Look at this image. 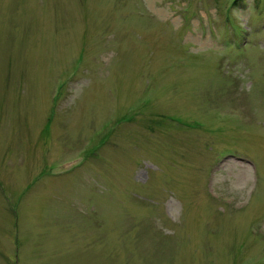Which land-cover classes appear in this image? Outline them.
Masks as SVG:
<instances>
[{"label":"rangeland","instance_id":"rangeland-1","mask_svg":"<svg viewBox=\"0 0 264 264\" xmlns=\"http://www.w3.org/2000/svg\"><path fill=\"white\" fill-rule=\"evenodd\" d=\"M0 264H264V0H0Z\"/></svg>","mask_w":264,"mask_h":264},{"label":"bare ground","instance_id":"bare-ground-1","mask_svg":"<svg viewBox=\"0 0 264 264\" xmlns=\"http://www.w3.org/2000/svg\"><path fill=\"white\" fill-rule=\"evenodd\" d=\"M85 164V163H84Z\"/></svg>","mask_w":264,"mask_h":264}]
</instances>
